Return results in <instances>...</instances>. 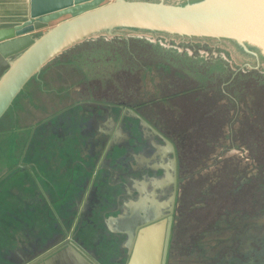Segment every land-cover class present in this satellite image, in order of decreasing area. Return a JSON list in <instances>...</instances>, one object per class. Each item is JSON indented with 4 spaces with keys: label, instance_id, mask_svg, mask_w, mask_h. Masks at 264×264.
Returning a JSON list of instances; mask_svg holds the SVG:
<instances>
[{
    "label": "rangeland",
    "instance_id": "rangeland-1",
    "mask_svg": "<svg viewBox=\"0 0 264 264\" xmlns=\"http://www.w3.org/2000/svg\"><path fill=\"white\" fill-rule=\"evenodd\" d=\"M254 54L232 41L136 29L85 38L49 60L1 117L0 179L19 161L31 128L41 121L61 111L79 116L83 109L73 104L81 100H123L141 106L147 120L168 137L185 133L179 157L185 184L172 236L173 264H258L264 254L257 257L260 248L249 247L248 239L264 235L259 188L264 181V132L260 135V127L253 126L259 116L264 122V58ZM196 85L200 92L185 94ZM177 92L185 95L168 97ZM36 133L35 144L41 133L44 140L49 137L45 130ZM70 155L76 157L72 150ZM50 159L57 167V158ZM40 170L60 194L62 185L58 188L54 178ZM13 180L17 178L8 184ZM5 188L0 201L12 209L21 190L13 184L7 193ZM45 233L40 228V234Z\"/></svg>",
    "mask_w": 264,
    "mask_h": 264
},
{
    "label": "flooded vegetation",
    "instance_id": "flooded-vegetation-1",
    "mask_svg": "<svg viewBox=\"0 0 264 264\" xmlns=\"http://www.w3.org/2000/svg\"><path fill=\"white\" fill-rule=\"evenodd\" d=\"M73 106L83 109L79 116L61 111L31 128L19 161L0 179V192L6 186L7 193L12 184L21 190L12 202L14 208H5L6 200L0 201V264H73L69 260L73 253L87 264H127L139 231L150 225L158 227L155 250L161 242V262L169 198L175 190L164 257V264H173L172 236L185 184L174 142L147 120L141 106L99 99L81 100ZM129 109L157 133L139 124ZM39 130L49 137L44 140L45 133H41L42 139L32 143ZM163 139L174 146L175 184L171 180L172 155ZM51 156L57 158V167L50 162ZM41 168L58 188L62 185L60 194ZM59 169L62 172L57 176ZM14 177L17 180L8 184ZM23 193L29 195L23 197ZM146 211V220H155L136 226L135 221L144 220Z\"/></svg>",
    "mask_w": 264,
    "mask_h": 264
},
{
    "label": "water",
    "instance_id": "water-1",
    "mask_svg": "<svg viewBox=\"0 0 264 264\" xmlns=\"http://www.w3.org/2000/svg\"><path fill=\"white\" fill-rule=\"evenodd\" d=\"M27 15L20 24L0 28V119L28 81L49 60L99 32L136 29L227 40L243 49L250 47L256 51L254 55L258 53L264 58V0H200L185 4L166 3L164 0H29ZM128 112L143 127L155 131L133 110ZM163 140L172 155L171 180L175 184L174 146ZM174 197L175 190L169 198L170 213L164 231L162 261L158 251L161 242L155 250L158 238L155 229L158 227L150 225L139 231L127 264H164ZM144 215V220L135 221L136 226L152 223L149 219L155 220H146L147 211ZM69 260L73 264H87L78 253H73Z\"/></svg>",
    "mask_w": 264,
    "mask_h": 264
},
{
    "label": "trees",
    "instance_id": "trees-1",
    "mask_svg": "<svg viewBox=\"0 0 264 264\" xmlns=\"http://www.w3.org/2000/svg\"><path fill=\"white\" fill-rule=\"evenodd\" d=\"M83 44V43H82ZM79 45H81V44H78V46ZM75 47H77V46H73L72 48H70L69 50H67V51H70L71 49H74ZM126 48H128V47H126ZM67 51H65V52H63V53H66ZM62 53V54H63ZM141 69H145L144 67H142ZM262 81V80H261ZM261 85H264V84H261ZM201 91V86H199V85H196V86H191L190 88H188V89H186V91H185V94H189V93H194V92H200ZM181 94H184V93H181ZM179 92H177V93H173V94H171L170 96H168V97H173V96H175V95H178V96H180L181 95ZM184 94V95H185ZM200 94H203V91L200 93ZM250 110H253V106H251V108H250ZM254 114H253V112L251 113L250 112V114H249V116H250V118L253 116ZM264 126V122L262 121V117H258V121H255V123H254V125L253 126H258V127H260V130H259V132H260V135H261V133H263L264 132V129H263V126ZM184 132L182 131V130H180V132H179V138L178 137H175V136H173L172 138H174V140H176L177 142H178V144L179 145H175V148H176V153H177V156H178V161H179V157L181 158V156H180V153H181V148L183 147V146H185L184 145V139H185V136H184ZM172 138H170L169 137V139H171L172 140ZM258 138H260V140L262 139V137H260V136H258ZM175 144V143H174ZM180 151V152H179ZM192 174H190L189 176H191ZM188 176V177H189ZM248 179H250L249 181H247ZM246 181L247 182H250L251 180H252V178L250 177V178H248ZM245 181V182H246ZM244 182V183H245ZM259 188H260V192H262V195L264 196V192H263V188H264V181H263V179H261L260 180V182H259ZM260 192H258L257 194H259ZM248 242L249 243H251V244H249V247H251L252 246V244H254L256 247H259L260 248V252L258 253V254H256V256L257 257H260L261 255H263L264 254V235H262L260 238L258 237V236H251L249 239H248Z\"/></svg>",
    "mask_w": 264,
    "mask_h": 264
},
{
    "label": "crops",
    "instance_id": "crops-1",
    "mask_svg": "<svg viewBox=\"0 0 264 264\" xmlns=\"http://www.w3.org/2000/svg\"><path fill=\"white\" fill-rule=\"evenodd\" d=\"M28 1L0 0V28H10L23 22L28 14Z\"/></svg>",
    "mask_w": 264,
    "mask_h": 264
},
{
    "label": "built area",
    "instance_id": "built-area-1",
    "mask_svg": "<svg viewBox=\"0 0 264 264\" xmlns=\"http://www.w3.org/2000/svg\"><path fill=\"white\" fill-rule=\"evenodd\" d=\"M110 1H113V0H106V2H110Z\"/></svg>",
    "mask_w": 264,
    "mask_h": 264
}]
</instances>
